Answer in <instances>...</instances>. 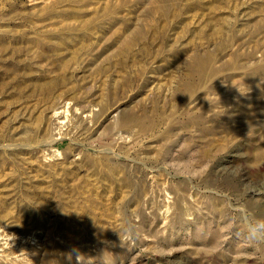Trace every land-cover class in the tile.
I'll return each instance as SVG.
<instances>
[{"label": "rangeland", "instance_id": "rangeland-1", "mask_svg": "<svg viewBox=\"0 0 264 264\" xmlns=\"http://www.w3.org/2000/svg\"><path fill=\"white\" fill-rule=\"evenodd\" d=\"M4 228L0 264H264V0H0Z\"/></svg>", "mask_w": 264, "mask_h": 264}, {"label": "bare ground", "instance_id": "bare-ground-1", "mask_svg": "<svg viewBox=\"0 0 264 264\" xmlns=\"http://www.w3.org/2000/svg\"><path fill=\"white\" fill-rule=\"evenodd\" d=\"M65 110L67 109H63V110H56L54 112V124H56V127L58 128L57 130H61V128L63 127V125L66 124V118L68 119L67 117V113H64ZM252 189V188H251ZM257 190V189H256ZM253 193V192H252ZM263 193V192H262ZM4 226V225H3ZM5 227V226H4ZM5 230V228H4ZM3 231V230H2ZM0 231V262L2 261H6L7 258H10V256L12 255L11 252H14L16 250H22L20 253V255L22 256H15L14 257L16 259H24L26 258L27 259V252L28 249H29V246L28 245H25L24 242L21 241V239L19 240L17 237H14V236H7L8 233H6V230L5 232H2ZM8 232V231H7ZM14 233V232H13ZM21 235V234H20ZM26 238V237H25ZM24 238V239H25ZM23 239V240H24ZM29 239V238H28ZM4 240V241H2ZM27 243V242H26ZM16 249V250H15ZM26 250V251H25ZM19 252V251H17ZM27 252V253H26ZM19 254V253H18ZM13 256V255H12ZM29 257V256H28ZM14 259V258H13ZM29 260V259H28ZM8 262V260H7ZM11 262V260L9 261ZM17 262V260H16ZM31 262V261H30ZM13 263H14V260H13Z\"/></svg>", "mask_w": 264, "mask_h": 264}]
</instances>
